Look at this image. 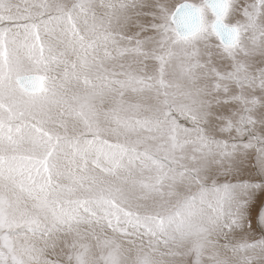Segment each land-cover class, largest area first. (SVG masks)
Masks as SVG:
<instances>
[{
    "label": "snow or ice",
    "instance_id": "6c2138e0",
    "mask_svg": "<svg viewBox=\"0 0 264 264\" xmlns=\"http://www.w3.org/2000/svg\"><path fill=\"white\" fill-rule=\"evenodd\" d=\"M0 264H264V0H0Z\"/></svg>",
    "mask_w": 264,
    "mask_h": 264
}]
</instances>
